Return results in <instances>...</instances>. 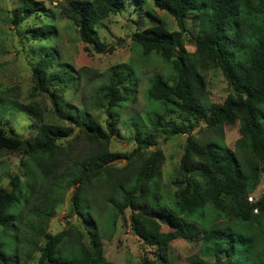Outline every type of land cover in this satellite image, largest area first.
I'll list each match as a JSON object with an SVG mask.
<instances>
[{"label": "trees", "instance_id": "16d2710c", "mask_svg": "<svg viewBox=\"0 0 264 264\" xmlns=\"http://www.w3.org/2000/svg\"><path fill=\"white\" fill-rule=\"evenodd\" d=\"M53 1L79 38L100 49L101 21L122 12L127 0ZM128 1L126 8L143 6L155 20L130 34L131 45L171 68L169 78L156 76L145 90L163 112L147 109L143 118L149 132L187 135L176 190L169 198L161 192L165 155L158 147L149 150L152 141L135 136L136 147L124 155L110 149L116 111L134 99V69L128 63L111 67L92 82L82 111L63 109L61 96L82 71L57 61L53 13L42 1L19 0L11 24L18 34L25 27L20 40L28 49L30 95L47 94L51 105L46 110L36 99L21 102L17 88L0 87V156L23 153L22 174L0 184V264H120L105 257L103 240L126 218L155 250L141 264H171L169 245L176 238L195 239L203 259L215 264H264V193L248 199L264 173V0ZM154 7L172 16L177 27L169 28ZM31 17L37 21L26 27ZM186 31L194 34L191 52L183 47ZM211 68L220 70L230 91L201 117L198 105ZM98 107L106 111L105 126L93 112ZM14 108L37 119L29 139L2 122ZM167 112L185 122L166 120ZM200 118L209 134L195 138ZM235 121L239 137L231 148L223 129ZM69 191L66 226L51 233L49 221ZM203 259L189 260L203 264Z\"/></svg>", "mask_w": 264, "mask_h": 264}, {"label": "rangeland", "instance_id": "374dc122", "mask_svg": "<svg viewBox=\"0 0 264 264\" xmlns=\"http://www.w3.org/2000/svg\"><path fill=\"white\" fill-rule=\"evenodd\" d=\"M38 1H42L49 12L53 13L57 35L52 39L51 44L58 51L57 61L68 63L74 71H82L81 75H78L79 78L75 81V85L64 90L63 96H61L63 109L76 112L82 111V98L89 96L92 82L101 75H105L111 67L128 63L134 69L137 78L134 99L116 111L117 131L112 136L110 149L121 155L129 153L136 147L135 136H139L142 140L152 141L154 144L149 146V150L157 147L162 149L165 160L162 166L161 192L169 198L176 190L173 180L182 175L178 167L187 135L149 132L146 130L143 117L147 115V109L154 112H163L160 106L155 107L156 102L146 98L145 90L150 79L156 76L169 78L171 68L154 53L142 56L140 48L131 45L130 38V34L136 28H143L155 22V20L144 11L143 6L134 9L133 6L129 5L126 8L129 2L127 0L122 12L111 13L101 21L98 27V35L105 45L103 48L96 49L92 48L91 45H86L79 38L75 25L59 11L56 1ZM18 2L19 0H0V87H15L19 90V101L27 102L36 99L41 102L46 110H49L51 104L47 94L36 97L30 95L32 80L27 59L28 49L24 45L22 46L20 40L24 36L22 32H24L25 27L18 34L11 24V12L18 7ZM132 5L135 6L133 2ZM153 9L156 14L164 18L169 28L177 27L172 16H168L158 8L154 7ZM38 19L40 20L42 17ZM36 21V18L31 17L26 20L25 26L34 24ZM187 24L191 32H195L196 25L189 21ZM192 35L194 34L186 31L184 37L183 47L188 52L194 50ZM27 43L30 44L31 42L28 41ZM31 50H33V47H31ZM33 58L36 60L37 57L33 55ZM229 91L230 88L220 70L209 69L205 75L204 93L198 105L199 116L204 117L210 111L212 103H221ZM93 112L97 115L101 124L105 126L107 115L104 107L95 108ZM165 119L177 123L185 122L183 118L171 112L165 114ZM2 122L14 132L21 134L25 139H29L34 133L37 119L26 111H19L18 108H14L8 109ZM238 126V121L224 125V139L231 148L234 147V142L239 137ZM205 129L206 125L203 119L200 118L192 131V136L195 138L206 137L209 133ZM22 156V150L2 152L0 156V184L7 186L12 175L22 174ZM123 163V160H118L116 164L121 165ZM263 193L264 173L260 177L258 186L251 193V197L254 200ZM69 194L70 191L66 194L64 203L56 209L55 215L49 221L48 231L51 233H56L66 226L65 215L69 204ZM124 222H119L117 230L110 240H103L105 257L120 264H141L144 256H147L150 260L153 259L154 247L143 243L139 239L137 233L132 231L133 227L129 225L127 218ZM169 247L171 250V264H191L189 260L191 258L203 259V255L198 249V242L195 239L176 238L170 242ZM37 255L36 253L35 256L37 257ZM203 261H205L203 264H215L210 257H204Z\"/></svg>", "mask_w": 264, "mask_h": 264}, {"label": "built area", "instance_id": "2783aa9c", "mask_svg": "<svg viewBox=\"0 0 264 264\" xmlns=\"http://www.w3.org/2000/svg\"><path fill=\"white\" fill-rule=\"evenodd\" d=\"M248 199L251 201L253 200V198L251 197V194L249 195Z\"/></svg>", "mask_w": 264, "mask_h": 264}]
</instances>
